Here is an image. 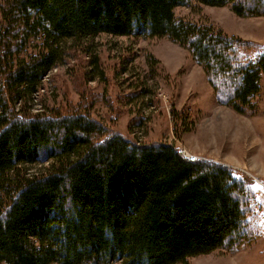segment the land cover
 I'll use <instances>...</instances> for the list:
<instances>
[{
  "label": "trees",
  "instance_id": "1",
  "mask_svg": "<svg viewBox=\"0 0 264 264\" xmlns=\"http://www.w3.org/2000/svg\"><path fill=\"white\" fill-rule=\"evenodd\" d=\"M194 3L264 15V0H0V264H189L247 240L244 185L228 168L30 105L69 50L107 34L188 48L217 96L250 110L264 52L243 61L236 47L254 44L177 18ZM88 64L85 76L96 56Z\"/></svg>",
  "mask_w": 264,
  "mask_h": 264
},
{
  "label": "rangeland",
  "instance_id": "2",
  "mask_svg": "<svg viewBox=\"0 0 264 264\" xmlns=\"http://www.w3.org/2000/svg\"><path fill=\"white\" fill-rule=\"evenodd\" d=\"M175 14L254 44L236 47L243 61L264 52V15L240 16L230 4L198 3L178 7ZM68 53L34 95L33 113L55 109L69 116L85 114L104 126L105 137L117 134L136 144H167L186 160L194 157L228 168L244 185L247 240L233 249L191 257L188 263L264 264V73L253 107L240 113L223 102L224 88L217 96L189 49L168 38L103 34ZM92 55L97 68L85 76ZM41 167L29 166V172Z\"/></svg>",
  "mask_w": 264,
  "mask_h": 264
},
{
  "label": "built area",
  "instance_id": "3",
  "mask_svg": "<svg viewBox=\"0 0 264 264\" xmlns=\"http://www.w3.org/2000/svg\"><path fill=\"white\" fill-rule=\"evenodd\" d=\"M186 158V157H185ZM187 159L190 161H195L196 160V158H194V157H187Z\"/></svg>",
  "mask_w": 264,
  "mask_h": 264
}]
</instances>
